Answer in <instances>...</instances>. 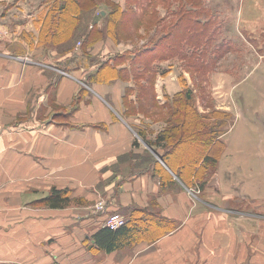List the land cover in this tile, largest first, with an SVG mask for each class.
<instances>
[{"label":"crops","instance_id":"crops-1","mask_svg":"<svg viewBox=\"0 0 264 264\" xmlns=\"http://www.w3.org/2000/svg\"><path fill=\"white\" fill-rule=\"evenodd\" d=\"M52 7V0H0V264H264V115L237 112L209 199L198 202L187 189L165 191L153 172L140 168L118 181L117 195L99 210L96 204L104 200L98 187L112 174V161L138 149L124 115L123 96L133 83L120 78L87 82L83 67L51 73L57 61L82 52L81 44L62 53L58 43L43 42L41 28L54 18ZM241 45L228 53H257L263 63L228 90L232 96L260 71L250 87L264 108V52ZM113 47L107 37L89 52L101 56ZM238 63L233 69H246V63ZM168 68L155 85L158 95L180 91L175 68ZM232 71L222 72L221 79L230 81ZM76 100L67 121L40 124L42 105L51 108L49 102L55 101L68 107ZM105 162L109 169L101 172ZM54 186L72 188L79 204H34ZM109 189L105 185L103 191L112 194ZM235 201L253 209L240 213ZM134 207L158 212L176 226L165 230L152 221V233L132 244L110 252L98 247L93 234L106 225L107 214L116 210L128 217Z\"/></svg>","mask_w":264,"mask_h":264},{"label":"rangeland","instance_id":"rangeland-1","mask_svg":"<svg viewBox=\"0 0 264 264\" xmlns=\"http://www.w3.org/2000/svg\"><path fill=\"white\" fill-rule=\"evenodd\" d=\"M94 1L97 3L96 8L95 6L87 7V9H85L86 13H84L82 20H78V22L76 23V27L72 32L69 33V36L55 45L56 47H59L60 50H62V53L67 49H71L74 44H80V41H77V35L80 32L82 33V28L80 27L82 24L85 27L83 31H85L86 29L89 30L90 28L94 27V25L96 28L104 27L105 18H103V16H100V10H104L107 7L102 0ZM112 1L121 4L123 7H127V4L130 0ZM204 1L205 4L208 5L216 15V19H212V21L216 23L217 28L214 32L215 29H212L211 26L208 27V36L211 37V41L208 44L207 48L204 50L202 59L209 61L214 57L215 51H217L218 49H221L223 51L225 47L227 48V43L232 44L233 48L240 46L242 43L243 45L247 43L252 47H256L261 54L262 52H264V0ZM89 5H92V2ZM162 6L163 5L157 6L161 16L166 15L165 8ZM108 9L109 7L107 8V10ZM67 16L70 17V15H66V17ZM158 16L159 15H155L154 18L157 19ZM201 18L204 19V17ZM165 20L167 21L168 17L165 18ZM162 22H164V17L162 19ZM145 27V25L141 27H135L133 24H127L124 30H122L121 32V42H114L116 44V47H113V49L108 53H105L101 56H92L89 54L90 59L92 57H95L94 61L89 60V58H86L85 56L84 58L82 57L81 59L76 60L73 63H71V60H69V58L57 61L55 63V70H51V73H56V70L59 68L64 69V66L71 68L77 64H81L86 68L85 70H88L89 72V70L95 69V67L101 61L109 59L111 62H113L112 59H114V57L116 58L118 55H122L123 53H127L129 51H134L136 48L144 46L146 47L148 45L152 46L151 44L156 43L157 39L160 36V33L162 32L155 31L153 27L150 30H146ZM65 28V24H62V29ZM8 30H12V28L9 26ZM106 38L107 37L102 39ZM181 39H183V35L182 33H178L175 41ZM86 50V48H82V51ZM254 52L256 51L254 50ZM240 60L243 62L242 64L246 63V69H233L234 64H240L238 63ZM212 63L214 62L212 61L211 64ZM259 63H263L262 56L257 53H255V55H252L246 52H242L237 56L234 53H228L225 57H221L218 62H216V65H212L208 72V78H205V76L202 75L203 72H192L183 61L175 60V62H172V60L170 59L156 60L154 66L157 68V70H160L159 74L157 75L156 83L158 82L159 78L167 76V73L170 70L168 67H174L175 69L172 76L178 83L180 82L181 88L179 89L184 90L186 86L193 88L194 99L198 109L197 111L200 115H206L205 117L211 115V119H202V121L204 122V127L201 128L202 132L200 133L204 134L200 135V137H198L199 135L197 134H193L190 137L181 138V132L180 130H177L175 132V135H173L174 137L170 140V145H168L166 149L158 148V150H155V152H153L146 145L145 141L142 140L141 135H138V132L144 129L145 132H147L148 136L154 138L161 129L168 128L173 125L176 119L172 115H170V109L168 110L154 107L150 112H144V110L142 112L137 108L138 106L136 103H128L130 109L125 107L124 115H126V119L130 121V125H132L133 128L132 131H134L135 133L134 140L138 139L140 146L137 147L138 149L121 154L116 160L114 159L112 162H114L115 164L113 163L114 165L111 167L112 174H110L109 177H105V175L101 174V180L103 179V177L105 178L101 181L98 188L103 194L101 199H103L104 202L101 200L96 204V206L99 203H106L111 201L119 191L118 181L127 178L130 174L136 172L140 168L145 167L148 164L147 160L149 158L157 163L153 175L160 182L163 181L165 191L176 193L187 189L189 192L194 194V197L198 202L201 199H209L213 194V191L212 189L209 190L208 187L210 185L213 187L212 182L218 170V163L209 162V164H207V167L206 161L203 160L204 157L207 153H211L212 150V154H214V156H219V158L222 156L227 147V144L224 142L226 133L234 124L238 111L241 115H264V108L262 105L261 97L255 89L250 87L251 82L255 84L257 82V79L260 78V71L253 74L246 84L235 88L236 90L234 91L232 96L230 94V91L228 90L229 86L235 79L237 80L242 78L243 74H246V72H250V70H252V68H254ZM228 70L236 71H232V73H230V81L227 79L228 77H225L224 81L221 79L222 76L220 75L222 72L227 73ZM161 71H166V73L163 74ZM186 73L191 76V83L189 82V76ZM209 80H212L211 85L209 83ZM130 81H132V83L135 85V81L133 79ZM155 92L156 102L158 106H161L165 101H167L168 97H171L175 94L174 93L171 95H166V93L164 94L165 91L161 90L158 95L156 86ZM244 93L247 95H244ZM135 95L136 93L134 92L132 98L135 99ZM168 104L171 105V102H168ZM49 105L51 106V108L46 105H42V108H40V115H38V119H40L41 125L50 120L52 122H61L62 120L67 121L69 119V116L72 113L71 105L68 107L62 105L60 106L56 104L55 101H50ZM223 112L229 113L230 116L224 115ZM167 116L172 117V120L166 121L165 117ZM25 117L30 119L31 117L34 118L35 115H24L23 118ZM223 117H229L227 118L226 123H224L225 125L220 124V122L222 121L221 118ZM215 122H217V124L221 128L217 129V125L214 124ZM213 131L214 133L216 132L215 135L213 134ZM221 131L226 132L224 135L219 136L218 133H220ZM255 138L256 140L259 139L258 136H255ZM206 148L208 149V152H206ZM167 149H169V151H167ZM214 152H217V154H215ZM132 155L134 156L132 157ZM188 161H196V164H194L196 165V175L193 176V173L188 169H185V167H182V170L178 169V173H176V167L183 166ZM105 164L107 165L109 163L105 162L104 166ZM153 167L154 164L151 166V168ZM107 169H109V167L105 166L102 168L101 172ZM201 183L205 185L204 189L202 190L198 187V185H200ZM105 185H108L110 187L109 192H111L112 194L109 193L108 195L103 191ZM194 189H196V191ZM198 189L200 191H198ZM75 203H73L72 205L76 206L77 204H79ZM84 203H86V201L82 200L81 204L84 205ZM200 203L205 205L201 201ZM34 204L42 205L43 203L37 201V203ZM232 205L238 208L237 211H240V213V209H253L252 207H246L245 204L241 201H235L232 203ZM151 208L156 209L154 204H151Z\"/></svg>","mask_w":264,"mask_h":264},{"label":"trees","instance_id":"trees-1","mask_svg":"<svg viewBox=\"0 0 264 264\" xmlns=\"http://www.w3.org/2000/svg\"><path fill=\"white\" fill-rule=\"evenodd\" d=\"M52 1V16L54 18H49V23L44 21L46 25L41 28L43 42H50V46L51 44L60 43L69 36V33L76 27L78 20H82L87 7L95 6L96 8L97 6L94 0ZM102 1L107 8L109 7L108 10L107 8L100 10V16L105 18L104 27L96 28L94 25L89 30L86 29L83 31L85 28L84 25L82 24L80 26L82 33L80 32L81 34L79 33L77 35V41H80L81 47L87 50L82 51L79 56H76L77 54L71 55L69 57L71 63L82 57L84 58V56L89 58V54L94 56L89 50L96 42L102 40V38L108 37L115 43H120L121 32L127 24H133L135 27L145 25L146 30H150L153 27L155 31H161L162 33H160L156 43L151 44L152 46L148 45L146 47L136 48L134 51H129L122 55H116L117 57L112 59L113 62L109 59L101 61L95 69L89 70L86 77L87 82H112L119 78L124 81L133 79L135 85L128 86L123 96L125 107L130 109L128 103H136L137 108L142 112L143 110L144 112H150L154 107L170 109V115L176 119L173 125L161 129L154 138L148 136L144 129L138 132L142 140L156 150L158 148L166 149L170 145V140L174 137L173 135H175L177 130H180L181 138L190 137L193 134L199 135L198 137L203 135L204 133H200L202 132L201 128L204 127L202 119H211V115L205 117L206 115L199 114L194 99L193 88L186 86L184 90H180L173 96L168 97L167 101L161 106L157 105L155 83L160 70H157L154 64L156 60L179 59L185 62L192 72H203L202 75L208 78V72L212 65H216V62L221 57L233 49V45L226 42L228 44L227 48L225 47L223 51L221 49L215 51L212 59L209 61L202 59L203 52L211 41V37L208 36V27L211 26L212 29H215L214 32L217 28L216 23L212 21V19H216L213 10L205 4L204 0H130L127 7H123L121 4L112 0ZM91 2L92 5H89ZM158 5H163L162 7L165 8L166 15L161 16L157 8ZM66 15H70V17H66ZM155 15H159L157 19L154 18ZM200 16L204 17V19ZM163 17L164 22H162ZM167 17L168 20L166 21L165 18ZM52 19L53 21L51 22L50 20ZM62 24H65V29H62ZM178 33H182L183 39L175 41ZM89 60L94 61L95 57L89 58ZM212 61L214 63L211 64ZM120 65L122 66L118 67ZM74 67L85 68L81 64H77ZM74 67L64 66V70L68 71ZM161 72L163 74L166 73V71ZM134 92L136 93L135 99L131 97ZM168 102H171V105ZM77 105L76 100L71 105L72 110H75ZM223 113L226 116L229 115L227 112ZM227 118L229 117L221 118L222 121L220 124L223 125L226 123ZM165 120H172V117L167 116ZM214 124L217 125V129L221 128L217 122ZM225 132L221 131L218 135H224ZM213 134L215 135L216 132L214 133L213 131ZM133 145L134 147H139V140L135 139ZM205 150L208 152L207 148ZM212 153L213 150L204 157L203 160L206 161V165L209 162L218 163L219 156L216 157ZM214 153L217 154V152ZM147 161L148 164L140 172H153L154 174L157 163L150 158ZM153 164L154 167L151 168ZM194 164H196V161H188L183 166L176 167L175 171L178 173V169L182 170V167H185L194 176L196 175V165ZM161 185L164 187L163 181H161ZM204 186L202 183L198 185L201 190L204 189ZM72 193L73 189L70 187L57 188L54 186L39 201L49 207L64 208L80 201V198L73 197ZM126 219V223L117 229H111L106 225L99 228L93 234L96 245L110 252L132 244L144 235L146 236L152 233L150 225L152 221L159 226L164 225L165 230L173 229L176 226L174 221L162 217L158 212H152L149 208L144 207H134Z\"/></svg>","mask_w":264,"mask_h":264},{"label":"built area","instance_id":"built-area-1","mask_svg":"<svg viewBox=\"0 0 264 264\" xmlns=\"http://www.w3.org/2000/svg\"><path fill=\"white\" fill-rule=\"evenodd\" d=\"M0 32H1V29H0ZM194 190L196 191V189H194ZM198 191H200V190L198 189ZM97 208L99 210H104L106 208V204L105 203H99L97 205ZM126 221H127V219H126L125 215H123L119 211L113 210L107 214L105 224H106V226H108L111 229H117V228L123 226L126 223Z\"/></svg>","mask_w":264,"mask_h":264},{"label":"water","instance_id":"water-1","mask_svg":"<svg viewBox=\"0 0 264 264\" xmlns=\"http://www.w3.org/2000/svg\"><path fill=\"white\" fill-rule=\"evenodd\" d=\"M146 143V142H145ZM146 145L153 151V152H155V148L154 147H151V146H149L147 143H146Z\"/></svg>","mask_w":264,"mask_h":264}]
</instances>
